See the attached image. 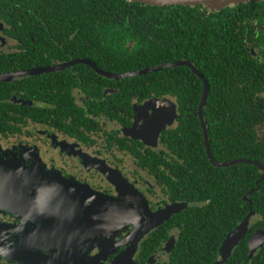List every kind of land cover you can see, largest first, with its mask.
I'll return each instance as SVG.
<instances>
[{
	"label": "flooded vegetation",
	"instance_id": "flooded-vegetation-1",
	"mask_svg": "<svg viewBox=\"0 0 264 264\" xmlns=\"http://www.w3.org/2000/svg\"><path fill=\"white\" fill-rule=\"evenodd\" d=\"M21 3V0H0V166L1 163L18 165L16 168L34 174L23 176L29 180L43 178L63 181L55 185L59 190L63 189L64 181L68 183L65 188L72 183L81 185L85 190L91 189L98 195L94 203L100 207L109 204L105 198L120 200L131 189L138 193L142 202H147L149 214L168 206H183L138 244L133 264H202L207 259H213L217 264L221 260L225 240L247 218L250 219L248 229L225 263L233 258L237 264H253L264 249L263 245L253 254L250 250V239L258 232H264L263 225L259 223L260 215L253 209L250 199L256 190L242 195L240 192L244 189V182L241 177H238L239 202L234 196L237 192L228 196L226 191L206 190L208 184L221 182V177L213 174L210 181L209 176L200 180L194 173V144L183 141L180 128L183 123L180 122L178 109L175 122L166 125L157 137H154L158 129L155 125L143 127L147 131L148 141L134 137L132 132L136 131L137 134V130L142 129L139 126V129L133 130L140 118H150L158 109L159 102L171 99L176 103L171 97L144 98L140 94L128 97V102L126 98L115 96L120 90L116 83L134 77L107 78L86 63L30 74L42 69L63 67L77 60H89L99 70L118 75L101 69L89 58L72 57L64 46L59 45L57 49L53 40L57 35L73 39L74 33L42 30L47 26L43 21L24 24L16 16ZM36 28L40 30L32 31ZM263 29L260 24L256 26V30ZM250 51L252 57L259 60L260 66H264L262 45L254 42L250 45ZM194 69L198 73L194 71V84L196 78L199 79L205 91L206 84L209 88V81L195 65ZM89 70L112 83H101V80H93V77L89 80ZM99 92H103L102 96ZM198 112L199 107L196 114L200 120ZM200 124L202 127L201 120ZM260 131L264 133V129L260 128ZM211 164L217 168H229ZM2 171L5 173L7 169L1 166L0 176ZM225 177L233 179L229 175ZM261 179H264L263 176ZM51 185L54 183L47 186ZM34 187L45 188L46 185L36 184ZM231 196L234 199L232 207L242 215L239 222L230 221ZM53 203L51 201L47 205ZM1 204L0 198V264H75L76 261L79 264H93L107 250L112 252L105 257V262L109 263L129 246L125 237L135 230L140 220L124 208L119 212L116 208L120 205L114 203V206H107L108 210H114L111 216L109 212L102 214L103 208L97 209L96 206L93 214H87L82 221L72 225L69 222L61 224L57 217L48 220L43 216L28 215L21 206L6 209ZM6 204L7 199L3 201V206ZM218 206L221 213L216 219ZM127 221L132 223L126 231H117L121 236L113 246L104 249L94 246L89 251L82 246V243L103 236L98 229L115 228ZM208 228L210 240L199 245L204 246V250L196 254L195 251L191 252L189 247L194 245L197 234ZM71 238L75 241L71 242L74 244L72 248L69 246ZM63 240L68 245L60 254L55 253L60 252L55 249V242Z\"/></svg>",
	"mask_w": 264,
	"mask_h": 264
},
{
	"label": "trees",
	"instance_id": "trees-1",
	"mask_svg": "<svg viewBox=\"0 0 264 264\" xmlns=\"http://www.w3.org/2000/svg\"><path fill=\"white\" fill-rule=\"evenodd\" d=\"M21 1L16 16L24 24L43 21L47 26L42 30L74 33L73 39L57 35L53 39L57 49L64 46L72 57L89 58L110 73L124 74L180 61L195 65L209 81L204 117L214 158L221 163L248 159L264 166V133L260 131L264 129V66L250 51L254 42L264 49V29L256 30L258 24L264 27V1L227 7L220 12L205 5L157 7L127 0ZM37 30L40 29H32ZM89 71V80L93 77L101 83H112ZM116 85L120 90L115 96L121 99L140 94L144 98H174L183 123V141L194 144V173L200 180L209 176V181L213 174L219 175L221 182L208 184L206 190L226 191L228 196L238 191L241 177L242 195L256 190L250 199L264 227L262 171L247 164L217 168L206 157L203 130L196 114L204 87L197 78L194 84L190 68H166L121 80ZM87 91L89 95V88ZM227 175L233 179H226ZM234 196L239 202L238 192ZM229 202L230 221L239 222L242 215L232 207L233 196ZM218 207L216 219L221 213ZM208 232L209 228L197 234L194 245L189 247L191 252L204 250L199 245L210 240ZM213 261L207 259L202 264H214ZM225 264L237 263L232 258ZM253 264H264V249Z\"/></svg>",
	"mask_w": 264,
	"mask_h": 264
},
{
	"label": "water",
	"instance_id": "water-1",
	"mask_svg": "<svg viewBox=\"0 0 264 264\" xmlns=\"http://www.w3.org/2000/svg\"><path fill=\"white\" fill-rule=\"evenodd\" d=\"M127 1L136 2V3L144 4L147 6H157V7H167V6L194 7L198 5H205L211 11L220 12L227 7H232V6H237L240 4H247V3H252V2L254 3L263 2L264 0H127ZM77 63L89 64L102 76H105L107 78H112V79L131 78L135 76H141V75H146L149 73L158 72L166 68H174V67H182V66H186L190 68L193 72L195 71L194 65H192L188 61H180V62L171 63V64H164V65L154 67V68H146L140 71L131 72L127 74L111 75L109 73L99 70L89 60H77L63 67L42 69V70L30 72V74L47 73L51 71H56V70L66 68L68 66H71ZM205 86H206L205 91L202 96V100L199 106L198 113H199V117L202 123V128L204 130L205 148H206V153H207L209 160L211 161V163H213L214 165L218 167H230V166H234L237 164L254 165L262 171L263 178H264V166H262L258 162L247 160V159H239L233 162L221 164L215 161L212 155V152L210 150V147H209L208 130H207L206 123L203 117V109H204V105L207 100V89H208L207 84ZM157 106H159L158 109L157 110L153 109L154 113L152 116H150V118H146L143 116L140 118L141 121L137 123V125L134 127L133 130H137L139 126H142V129L137 130L138 131L137 134H135L136 131L135 132L133 131L132 135L134 137L146 142L148 141V135L146 133L147 132L146 129L143 130V127H146L148 125H150L151 127L155 125L156 128L158 129L154 132V137H157L159 132L166 125H169L171 123V120L169 119V111H168L169 109L167 108L166 104L163 103V100ZM176 110H177V107H176ZM1 166L7 169L5 173L2 171V176H0V178H2V180H0V194H3L2 196H0V198L2 199L1 207L3 208L15 209V207L21 206L27 210L24 212L26 214L28 213V215L30 214V215H36V216H41V217L43 216L48 220L52 219L53 217H57V219L61 221V224L65 222H69L71 225L74 224L75 222L82 221L83 217H85L87 214H93L96 206H97V209L103 208L102 214L104 215H106L107 212H109L108 215L110 216L112 215V213H114V210H110L109 207H108L109 210L107 209L108 205L111 206L113 204L112 202L108 201L109 203L108 205H102L101 207L98 205V203H94V200L98 198V195H95V192L92 191L91 189L85 190L84 187H82L81 185L72 184V183L70 184V187L65 188L64 186L68 183L67 182L65 183L64 181L63 189L59 190V188L55 187V185L63 183V181H57V180L55 181L52 179L44 180L43 178L29 180L23 176L24 175H34V174L27 173V171L22 170L21 168H16L18 167V165H14L10 163H6V164L1 163ZM49 183H54V185L47 186L49 185ZM36 184L40 186H42V184H45L46 187L45 188L44 187L35 188L34 185ZM52 186H54V189L52 188ZM41 191L42 193H40ZM6 199H7V204L3 206V201ZM51 201H53L54 203L51 205L50 204L47 205V203ZM44 202L46 203V205L44 204ZM116 209H119L118 211L120 212V209H123V208L119 206V208H116ZM28 211L32 213H29ZM106 229L108 228H102L98 230H101L103 233ZM256 237H258L262 241L260 247L263 246L264 245V232L260 231L256 235ZM226 261H227V258L222 263L224 264Z\"/></svg>",
	"mask_w": 264,
	"mask_h": 264
},
{
	"label": "rangeland",
	"instance_id": "rangeland-1",
	"mask_svg": "<svg viewBox=\"0 0 264 264\" xmlns=\"http://www.w3.org/2000/svg\"><path fill=\"white\" fill-rule=\"evenodd\" d=\"M163 103L166 104L167 108L169 109L168 110L169 119L171 120V123L169 125H171L172 123L175 122V119L177 117L176 103L171 99L163 100ZM117 185L120 186L118 182ZM125 189L127 190V188ZM105 199L114 204H118L122 208L134 213L137 217L140 218V220L137 222L135 230L132 233H129L125 237L127 239V243L129 246L121 254L117 255L111 262L107 263L105 262L106 260L105 257H107L108 254L112 253L107 250L105 253H103L102 257H100V259H98L97 261L93 262V264H133V259L137 251L138 244L144 238H146L147 235L151 231H153L162 221H164L167 217L171 216L173 213L183 208V206H179V208L177 206H168L156 213L149 214L150 210L148 209L147 202H142L141 197L138 195V193L137 192L134 193L132 189L127 191L124 197L120 200L111 199V198H105ZM131 223L132 222L127 221L120 223L115 228L107 227L108 229H106L102 233L103 236L101 237L99 236V239H96L92 242L82 243V246L89 251V249H92L94 246H98L104 249L106 247L111 246L112 244L114 245L115 240L119 236H121V234L118 233L117 231L120 229L126 231V228H128ZM133 223H135V221ZM249 223H250V219L247 218L244 222H242V224L237 228V230L225 240L221 250V260L217 264H221V262H223L235 249V247L238 245L239 241L243 238L245 232L247 231ZM256 235H254L250 239L251 254H253L258 248H260L262 242L258 238L259 236L256 237ZM94 237L97 238V236ZM72 239L74 238H71L70 243L75 242ZM55 244H56L55 249H58L60 251L59 253L55 252L57 254H60L63 251V249L66 248V246L68 245V243H65L64 240L57 241L55 242ZM69 246H71L72 248L74 247V244L71 243ZM75 264H79V262L76 261Z\"/></svg>",
	"mask_w": 264,
	"mask_h": 264
}]
</instances>
